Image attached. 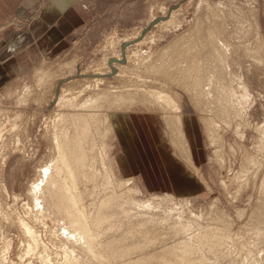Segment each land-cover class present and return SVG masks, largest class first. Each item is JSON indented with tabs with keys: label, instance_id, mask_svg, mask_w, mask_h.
I'll use <instances>...</instances> for the list:
<instances>
[{
	"label": "rangeland",
	"instance_id": "rangeland-1",
	"mask_svg": "<svg viewBox=\"0 0 264 264\" xmlns=\"http://www.w3.org/2000/svg\"><path fill=\"white\" fill-rule=\"evenodd\" d=\"M158 85L178 111L150 101ZM102 90L136 101L82 106ZM64 94L75 98L61 104ZM171 113L186 145L172 141ZM81 114L93 165L77 162V133L62 141L65 120ZM107 130V162L134 180L122 189L107 186L96 156ZM0 133V264H264V0H0ZM63 161L84 172L72 194L91 251L52 201L58 188L41 191L44 168ZM129 186L140 202L169 196L136 205L116 196ZM19 217L38 232L39 253L23 255Z\"/></svg>",
	"mask_w": 264,
	"mask_h": 264
},
{
	"label": "bare ground",
	"instance_id": "bare-ground-1",
	"mask_svg": "<svg viewBox=\"0 0 264 264\" xmlns=\"http://www.w3.org/2000/svg\"><path fill=\"white\" fill-rule=\"evenodd\" d=\"M203 66H205V64H203ZM159 87H160L159 90H158V88H156V89L155 88L148 89L150 101H152L155 105L160 106V108L163 109L164 111H166L167 109H170V110H174L175 109V110L178 111L180 109L179 103H178L177 99L172 95L171 91L170 90L169 91L165 90L164 87H162V86H159ZM191 89H192V87H191ZM123 90H125V89H123ZM196 91H197V89H196ZM65 92H66V90H65ZM112 92L111 91L109 92V90L108 91L107 90H102V91H99L98 93H97V91L95 93L92 92L94 94L93 95L91 94L88 98L84 99L83 103H82V106L94 105L92 102H95V101L100 102L101 99L102 100L105 99V101L107 100L106 102L108 104H110V105L114 104L117 108H123L124 106H128V105L130 106L131 103H135L134 101H136V100H134L135 98H132V96L130 94L129 95L127 93L126 94H124V93L120 94L119 91H118V93L116 92L117 94L114 93L115 91L113 92V94H111ZM128 92H130V91H128ZM125 96H128V97H125ZM136 96H137V99L139 101L140 99H139L138 95H136ZM112 97H113V99L108 101V99H110ZM71 98L72 97H68L66 94H64L60 98V103L61 104H65L66 102H70ZM74 98H72V99L74 100ZM149 99H147V100L149 101ZM143 102H144V100H143ZM171 114L167 115L166 120H167L168 125L171 126L174 129V131H175L174 132L175 136H174V139L172 141L176 144V146L179 145V147H180V145H184V144L186 145V143H184L185 140H186V135H185V132H184V129H183V126H182L183 125L182 120H181L180 116H178L177 113L176 114H172V115ZM90 115L93 116L94 113H90ZM104 116H105V120L109 119V114L108 113L104 114ZM206 119L207 120H205V119L204 120L208 121V118H206ZM65 121H66V123L65 122L64 123L66 125H65V128L63 127L64 128L63 131H62L63 134H61L62 137L64 138L62 140L64 142V145L68 144V139H69L70 136L71 137H72V135L76 136L75 133H77V140L80 142V143L78 142V145H80L81 147L80 148L74 147V151L77 152L75 158L77 159V162L80 165L84 166L85 161H86V163H88V160H89L90 156H92V159L90 160L91 161L90 164L93 165L94 164L95 155H88L91 152L88 151L87 149H85V147H84V143H88V140H89L88 139L89 138L88 137L89 126L84 122L85 121V116L84 115L82 116V114L81 115H72V117L70 119H66ZM212 121L208 122V123L204 122V123H206L205 125H207V124L209 125V128H210L208 130L209 132L211 130ZM82 122H83V124H80ZM208 125H207V127H208ZM72 126H73V128H72ZM77 127H79L78 130L79 129L81 130L80 131L81 134H79L77 132L78 131ZM173 129H172V131H173ZM70 131H71V134H69ZM108 132H109V130H107L106 133H104L102 135L103 136V140H102V145L103 146L101 145V148L99 147V150H101L100 156L99 155H96V156H98V158H99V163H100V165L102 167V172H103V174L105 176V179H106V181L108 183L107 186L109 187L112 184V185L118 187L117 189H120V188L122 189V187L125 184L129 185V183H132L134 180H133V177H127L125 179L117 178L116 175H115V171H114L112 165L109 164V162H107V159H109V154L107 153V143L105 141V139H106L105 137L108 134ZM1 136H2V134L0 133V139H1ZM57 143L59 144V141ZM59 146H61V145H59ZM92 148H93V146H92ZM184 148L185 149L183 151L186 153L185 161L188 160V164H189L191 162L189 147L188 146L187 147L184 146ZM78 149H80V150L78 151ZM68 155L69 154L65 151V148H64L59 153V159L60 160H65V158ZM54 165H55L54 174H51V171H52L51 168L49 166H46L44 168V171H43L44 175H42V174L40 175V179L39 180L42 181L41 182V183H43L42 186L43 185L46 186L41 191L43 193L44 192L46 193V191H47L48 194H51L53 189L58 188V192L56 191L57 193L54 196H52V198L51 197L50 198L52 199L53 202L57 201L56 202L57 203L56 206L59 209L63 208V210H65V212L67 213V216H68L67 219L69 218V220H70V222H68V223L71 224V225L73 224L72 225L73 230H72V232H70L71 237L75 238V239L78 238V237H85L86 238V242H85L86 246L85 247L87 248V250L91 251L92 250L91 240L93 239V235L91 234L90 224L88 222V217L84 216V214H85L84 208L82 206L80 208V206H79L80 202L78 201V198L76 197V195L78 193L76 195L72 194V187L75 186L76 178L79 177V175H82L84 172H81V174H79L77 171H75V168H73L70 164H67L65 161H63L62 165H58L57 162H55ZM64 170H65V172L68 175V178L70 180H66V179H63L61 177V172H63ZM34 184H36V186ZM34 184L33 185L35 187L32 188L33 189L32 191H34L33 200L35 202H37V204L39 205L40 201H39V197H38V195L36 193V190H37L38 186H40V184L38 182L34 183ZM127 189H128L127 191H123L122 193H119V194L117 193L116 196L117 195L118 196H123V195L127 196V199L129 201V203L136 204V205L144 204L145 206H149V207H151V206L152 207L153 206H161L162 202L166 201L167 200L166 198L169 196V194L167 192H165V196H156V197L152 198L151 200H149L147 202H144V201L140 202L138 197H137V193L139 191H141L139 189V187H137V186L136 187H134V186L130 187L129 186V187H127ZM31 196H32V194H31ZM55 199H57V200H55ZM43 201L45 203H47V204L50 203L49 199L48 200L44 199L41 202H43ZM50 205H51V203H50ZM6 214H7V212H6ZM9 221H11V219H9ZM18 223H19L20 227L22 228L23 232L29 236V238L27 237L28 238V241H27L28 243H26L25 248H23L24 249L23 255L39 253L36 250L40 246V243H41L42 240L40 239L39 234L36 231L35 227L31 223H29L27 220H25L24 218H21V217H19ZM6 242L7 243L4 245V253L5 254L10 249V244L8 243L9 241H6ZM65 250H67V249H65ZM65 257H66L65 258L66 259V264H76V261H75L76 258L75 257H72L71 255H66ZM39 258H41V260L43 262L45 260L49 261L51 259L49 257V255H47V254L44 255L43 253L39 256ZM56 261H58V260H56Z\"/></svg>",
	"mask_w": 264,
	"mask_h": 264
}]
</instances>
